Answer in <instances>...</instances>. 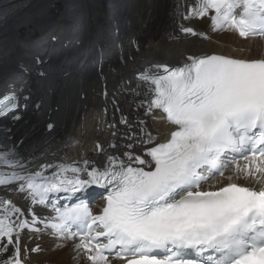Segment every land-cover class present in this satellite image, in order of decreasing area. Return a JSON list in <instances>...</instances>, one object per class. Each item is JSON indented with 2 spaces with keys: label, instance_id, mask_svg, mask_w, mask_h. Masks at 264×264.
Returning a JSON list of instances; mask_svg holds the SVG:
<instances>
[{
  "label": "snow or ice",
  "instance_id": "snow-or-ice-1",
  "mask_svg": "<svg viewBox=\"0 0 264 264\" xmlns=\"http://www.w3.org/2000/svg\"><path fill=\"white\" fill-rule=\"evenodd\" d=\"M191 17L245 39L264 36V0H195L184 16ZM137 88L146 113L161 110L171 126L165 141L145 133L142 143L152 146L143 156L129 151L126 159L108 155L99 167L84 159L29 171L15 145L0 147V186L16 184L30 204L47 205L59 193L77 201L53 205L46 222L0 200V264H24L20 234L41 231L38 223L58 237L79 238L76 247L91 264H111L109 256L124 264H264V58L189 56L179 66L144 70ZM18 107L15 93L0 97V116ZM50 168L56 170L46 175ZM213 177L222 180L210 184ZM241 177L259 186L239 183ZM93 187L104 190L98 213L85 199Z\"/></svg>",
  "mask_w": 264,
  "mask_h": 264
},
{
  "label": "bare ground",
  "instance_id": "bare-ground-1",
  "mask_svg": "<svg viewBox=\"0 0 264 264\" xmlns=\"http://www.w3.org/2000/svg\"><path fill=\"white\" fill-rule=\"evenodd\" d=\"M194 4L195 0H0V97L15 93L20 105L0 116V147L15 145L27 170L39 171L41 165L79 164L84 159L97 166L108 155L126 159L122 153L129 151L143 156L152 146L142 143L146 132L165 141L171 126L160 111L146 113L142 106L146 97L137 88L141 72L154 65L179 66L189 56L231 55L233 50L242 55L236 57L264 58V38H247L251 41L246 43L235 30H214L207 17L185 19ZM66 9L70 15L82 11V20L72 29L62 22L48 26L55 10ZM182 26L198 35L184 33ZM14 115L20 119L10 123ZM148 115L161 120L153 124ZM55 170L48 169L46 175ZM238 182L259 186L251 178ZM55 195L47 205L30 204L16 184L0 186V200L10 199L29 220L33 212L46 222L54 217ZM102 206L98 203L96 210ZM35 227L41 231L25 228L20 234L24 264H81L84 257L91 264L76 247L79 238L58 237L42 223ZM37 246L39 251H32Z\"/></svg>",
  "mask_w": 264,
  "mask_h": 264
},
{
  "label": "rangeland",
  "instance_id": "rangeland-1",
  "mask_svg": "<svg viewBox=\"0 0 264 264\" xmlns=\"http://www.w3.org/2000/svg\"><path fill=\"white\" fill-rule=\"evenodd\" d=\"M52 32H54V31H52ZM52 32H50V33H52ZM235 38H236V36H235ZM239 38V37H238ZM240 40V39H239ZM242 40V39H241ZM240 40V41H241ZM250 41L251 40H243L242 42H246V43H250ZM257 41V43H260L261 41L260 40H256ZM259 41V42H258ZM234 51V53H232L231 55H228V54H225V55H228V56H242L241 54H239V53H237V51H235V50H233ZM246 56H249V54H247ZM239 58H242V57H239ZM249 59H251L250 58V56H249ZM148 116H150L151 117V122L153 123V124H156V123H158L161 119V117H159V116H157V115H154V116H152V115H148ZM14 121V119L13 120H9V122L11 123V122H13ZM51 129V128H50ZM96 165V164H95ZM98 165H103V163H99V164H97V166ZM242 184H244V183H242ZM31 230V228H29L28 229V231H30ZM111 260V259H110ZM84 263H81V264H86V261H87V259H85V257L83 258V260H82ZM90 261V260H89Z\"/></svg>",
  "mask_w": 264,
  "mask_h": 264
},
{
  "label": "water",
  "instance_id": "water-1",
  "mask_svg": "<svg viewBox=\"0 0 264 264\" xmlns=\"http://www.w3.org/2000/svg\"><path fill=\"white\" fill-rule=\"evenodd\" d=\"M80 13L82 14V11H81ZM81 14H80V15H81ZM18 103H19V100H18ZM19 107H20V105H19ZM19 107H18V108H19ZM18 108H17V109H18ZM17 109H16V110H17Z\"/></svg>",
  "mask_w": 264,
  "mask_h": 264
}]
</instances>
